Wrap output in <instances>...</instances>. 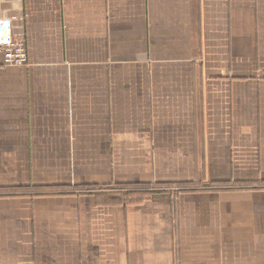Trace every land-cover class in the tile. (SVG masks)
<instances>
[{"label": "crops", "instance_id": "obj_1", "mask_svg": "<svg viewBox=\"0 0 264 264\" xmlns=\"http://www.w3.org/2000/svg\"><path fill=\"white\" fill-rule=\"evenodd\" d=\"M4 18L28 63L0 57V264H264V0Z\"/></svg>", "mask_w": 264, "mask_h": 264}, {"label": "built area", "instance_id": "obj_2", "mask_svg": "<svg viewBox=\"0 0 264 264\" xmlns=\"http://www.w3.org/2000/svg\"><path fill=\"white\" fill-rule=\"evenodd\" d=\"M12 19H0V57L3 66L24 67L27 65V51L19 35L14 39Z\"/></svg>", "mask_w": 264, "mask_h": 264}, {"label": "trees", "instance_id": "obj_3", "mask_svg": "<svg viewBox=\"0 0 264 264\" xmlns=\"http://www.w3.org/2000/svg\"><path fill=\"white\" fill-rule=\"evenodd\" d=\"M128 185H129V187H128ZM130 185H132V184H127V185H125L126 190H128V191L126 192V194H129V193L132 192L131 194H134V196H135L136 198H140V195H141V194H137V193H135L134 190H133V188H132ZM208 185H209V186H213V185H211V184H209V183H208ZM208 185H205V187L207 186V188H212V187H208ZM125 187H124V188H125ZM47 190H48V189L45 188V189H41V191L39 192V190L37 189L36 192H39L38 194H46V191H47Z\"/></svg>", "mask_w": 264, "mask_h": 264}]
</instances>
